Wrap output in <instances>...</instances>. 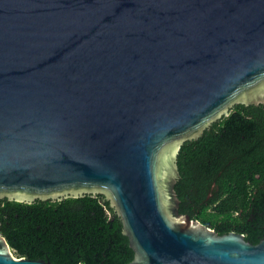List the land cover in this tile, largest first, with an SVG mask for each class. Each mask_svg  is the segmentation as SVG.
<instances>
[{"label":"water","instance_id":"1","mask_svg":"<svg viewBox=\"0 0 264 264\" xmlns=\"http://www.w3.org/2000/svg\"><path fill=\"white\" fill-rule=\"evenodd\" d=\"M263 101L264 0H0V198L105 195L126 264H264L174 190L182 141ZM0 264L54 263L0 234Z\"/></svg>","mask_w":264,"mask_h":264},{"label":"trees","instance_id":"2","mask_svg":"<svg viewBox=\"0 0 264 264\" xmlns=\"http://www.w3.org/2000/svg\"><path fill=\"white\" fill-rule=\"evenodd\" d=\"M179 213L218 234L264 237V101L235 103L177 152ZM105 198V202H100ZM0 234L14 255L54 264H126L133 257L105 195L21 202L0 198Z\"/></svg>","mask_w":264,"mask_h":264}]
</instances>
